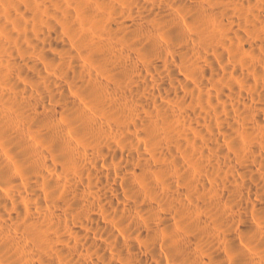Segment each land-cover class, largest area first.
Masks as SVG:
<instances>
[{
	"label": "clouds",
	"instance_id": "9594fccd",
	"mask_svg": "<svg viewBox=\"0 0 264 264\" xmlns=\"http://www.w3.org/2000/svg\"><path fill=\"white\" fill-rule=\"evenodd\" d=\"M0 264H264V0H0Z\"/></svg>",
	"mask_w": 264,
	"mask_h": 264
}]
</instances>
